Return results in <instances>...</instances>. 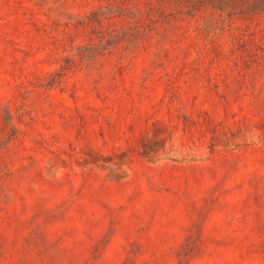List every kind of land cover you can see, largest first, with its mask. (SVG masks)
<instances>
[{
	"label": "rangeland",
	"instance_id": "374dc122",
	"mask_svg": "<svg viewBox=\"0 0 264 264\" xmlns=\"http://www.w3.org/2000/svg\"><path fill=\"white\" fill-rule=\"evenodd\" d=\"M0 264H264V0H0Z\"/></svg>",
	"mask_w": 264,
	"mask_h": 264
}]
</instances>
